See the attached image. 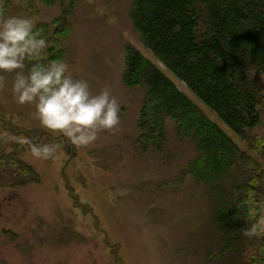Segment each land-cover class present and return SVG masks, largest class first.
<instances>
[{
    "label": "rangeland",
    "instance_id": "rangeland-1",
    "mask_svg": "<svg viewBox=\"0 0 264 264\" xmlns=\"http://www.w3.org/2000/svg\"><path fill=\"white\" fill-rule=\"evenodd\" d=\"M135 0H81L73 9V36L66 63L74 79L89 83L92 94L109 88L120 104L119 130L102 132L90 146L77 147L60 133L43 128L34 105L13 99V78L0 90V135L17 137L22 157L41 182L0 187V264H205L212 203L206 184L182 174L192 155L188 142L139 152L133 140L141 92L123 82L125 45L131 43L221 126L242 148V138L228 127L170 69L140 42L130 26ZM60 5L39 3L34 21L57 14ZM60 11V9H59ZM29 130V134L11 128ZM58 143L54 158L37 159L27 143ZM15 149L8 143L2 150ZM202 258V260L200 259Z\"/></svg>",
    "mask_w": 264,
    "mask_h": 264
},
{
    "label": "trees",
    "instance_id": "trees-1",
    "mask_svg": "<svg viewBox=\"0 0 264 264\" xmlns=\"http://www.w3.org/2000/svg\"><path fill=\"white\" fill-rule=\"evenodd\" d=\"M80 1L0 0V11L33 16L39 3H58L60 11L34 21V30L49 43L41 62L66 63ZM129 17L138 40L251 149L242 148L160 65L127 42L123 82L141 92L137 151L163 153L173 140L190 143L192 155L181 172L206 184L212 203L205 264H264V0H135ZM31 63L26 61L25 71ZM27 142V148L37 144ZM8 143L15 149L0 152V187L40 183V173L22 157L20 139L0 135V148ZM253 225L256 235L245 236ZM0 232L17 236L10 229Z\"/></svg>",
    "mask_w": 264,
    "mask_h": 264
},
{
    "label": "clouds",
    "instance_id": "clouds-1",
    "mask_svg": "<svg viewBox=\"0 0 264 264\" xmlns=\"http://www.w3.org/2000/svg\"><path fill=\"white\" fill-rule=\"evenodd\" d=\"M48 47L31 18H4L0 11V90L5 88V74H14L13 99L34 105L33 116L43 128L62 134L77 147L92 145L102 132L118 131L120 104L111 90L106 87L94 95L86 80L73 78L67 63H42ZM26 61L32 62L27 71ZM29 146L32 156L41 160L54 158L62 147L58 143ZM257 227L253 225L244 235H256Z\"/></svg>",
    "mask_w": 264,
    "mask_h": 264
}]
</instances>
